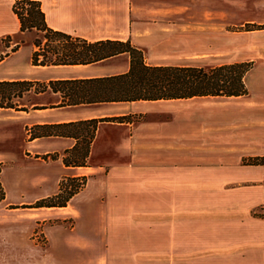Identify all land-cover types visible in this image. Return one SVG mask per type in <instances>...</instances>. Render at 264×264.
<instances>
[{"label":"crops","instance_id":"crops-1","mask_svg":"<svg viewBox=\"0 0 264 264\" xmlns=\"http://www.w3.org/2000/svg\"><path fill=\"white\" fill-rule=\"evenodd\" d=\"M14 1L0 0V80L98 78L129 70L126 52L85 64L33 65V45L21 38L26 32L19 30L12 11ZM38 1L53 29L88 41L129 40L143 50L149 65L190 66L188 60L174 61L166 55L181 48L180 33L175 31L172 19L134 16L132 0ZM192 46L195 48L194 43ZM190 47L189 42L187 50ZM241 97L205 95L80 103L27 111L0 109L2 126L6 115L12 114L22 119L19 122L23 128L101 119L90 142L86 165H65L62 161L63 152L77 143L73 137L27 138L22 145L19 138L16 147L0 150V161L5 162L0 171L5 191L0 201V264H164L165 257L172 258V263L178 262L176 258L190 263L198 247L237 250L246 246L253 248V264H264V234L262 238L238 234L246 228L262 229L261 218L255 223L220 227L233 235L221 233L196 239L197 195L191 185L200 178L197 167L228 166L245 154H264L260 112H251L249 119L253 122L248 125L252 128L246 133V108L236 106ZM230 99L237 101L230 104ZM117 117L124 119H114ZM53 152L59 154L57 158H42ZM7 167L12 168L10 178L3 175ZM29 169L34 172L28 175ZM69 176H86V183L66 205L34 206L58 192L60 179ZM209 178L228 183L221 176ZM242 181L237 182L241 184L238 186H243ZM202 182L214 184L205 179ZM206 188L203 194L210 195L213 189ZM54 214L62 220L71 218L72 224H48ZM248 214L250 211L245 216ZM37 227L46 241L44 246L33 237ZM112 249H116L115 260L110 259ZM121 249L142 250L137 253ZM120 253L132 257L127 259Z\"/></svg>","mask_w":264,"mask_h":264},{"label":"rangeland","instance_id":"rangeland-1","mask_svg":"<svg viewBox=\"0 0 264 264\" xmlns=\"http://www.w3.org/2000/svg\"><path fill=\"white\" fill-rule=\"evenodd\" d=\"M132 5L134 16L149 19L166 17L172 19V25L176 28L175 31L180 33L181 38L180 50L166 54L174 61L185 59L190 61V65L203 67L237 61H252V67L245 76L248 92L242 95L241 101L239 100L236 106L246 108L243 122L245 132L251 131L252 127L248 123L252 124L253 122V119H249V117L254 109L255 112L259 110L260 122L264 124V0H132ZM35 36L42 38V34L35 31L26 32L21 35V38L32 41ZM3 40L7 41V38ZM189 42L191 43V51L187 50ZM193 43L195 48L192 46ZM34 98L37 101L47 102L45 97L33 95L26 96L23 101ZM51 100L55 99L52 98ZM232 101L235 103L237 100H228L230 104H233ZM12 115H6L3 126L0 122V139L4 138V140H0V150L2 148L8 150L13 145L16 147L19 138H21V145L27 138L31 139L28 131L31 126L23 128L22 123L19 122L22 119L12 117ZM255 116L257 117V114ZM8 121L11 123L9 124ZM263 131L264 127H262ZM54 153L57 152L43 155L42 158L54 159L52 158ZM255 156L259 155L245 154L236 163L231 162L228 166L197 167V174L200 178L196 180V184L191 185L193 189H196L197 195L195 218L198 227L196 231L197 240H204L202 238L204 235H220L221 233L222 235H233L231 231L220 228L228 223H255L259 218L264 220V207L262 206L264 204V167L250 164L254 161L253 157ZM4 164L5 162L0 161V171ZM33 172V169L27 171L28 175ZM3 175L10 178L12 168L7 167ZM215 176L225 178L228 183H217L219 178L208 179V177L213 178ZM63 178L60 179L59 185ZM202 179L212 181L214 184H206L202 182ZM239 180L245 182L242 187L238 186L241 184H237ZM208 186L213 189L210 191V195L203 194L204 189L206 187L208 189ZM249 211L250 214L246 217L245 215ZM254 219L255 221H253ZM260 223L264 224L263 221ZM48 224L53 226L64 224L69 227L72 224V219L62 220L54 214V217L48 220ZM263 226L262 229L245 227L247 231L238 234L245 235L248 233V237L257 234L259 238H262ZM35 231L33 237L37 238V241L44 246L46 241L39 236V228L37 227ZM246 247L237 250L233 247H198L195 249L196 254L191 257L190 263L182 262V258H179L180 260L176 258L175 260L178 262L172 263V258L165 257L166 262L164 264H253V248ZM141 250L121 249L122 252L133 251L137 253H141ZM226 251L228 254H224ZM238 252L244 253L246 257L238 254ZM120 254L127 255V253ZM131 257L126 256L127 259H131ZM115 258L116 249H112L110 259L115 260ZM147 264H157V262ZM159 264L161 263L159 262Z\"/></svg>","mask_w":264,"mask_h":264},{"label":"trees","instance_id":"trees-1","mask_svg":"<svg viewBox=\"0 0 264 264\" xmlns=\"http://www.w3.org/2000/svg\"><path fill=\"white\" fill-rule=\"evenodd\" d=\"M12 11L18 19L20 32L35 31L42 34V38L35 36L31 41L33 65L85 64L126 52L130 57V67L125 73L98 78L0 80V109L27 111L80 103L205 95L239 96L248 92L245 76L252 67V61L229 62L211 67L149 65L145 62L143 50L132 45L129 40L88 41L53 29L47 24L38 0H15ZM29 95L45 97L47 102L37 101L36 98L24 102L23 99ZM52 98L55 100L52 101ZM100 120L34 124L28 131L30 138L67 136L77 139L71 149L63 152L62 161L65 165L81 166L86 165L90 142ZM57 156L54 153L52 158ZM253 160L250 164L264 167V154L253 157ZM85 183L86 176L64 177L55 195L37 201L34 206H64ZM4 197L5 191L0 182V201Z\"/></svg>","mask_w":264,"mask_h":264}]
</instances>
